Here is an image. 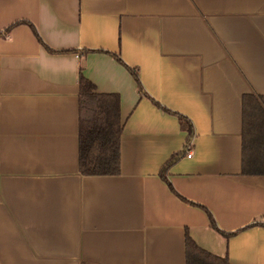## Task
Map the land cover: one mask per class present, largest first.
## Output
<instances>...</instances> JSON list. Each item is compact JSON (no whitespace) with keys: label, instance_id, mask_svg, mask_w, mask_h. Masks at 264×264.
I'll return each mask as SVG.
<instances>
[{"label":"crops","instance_id":"obj_1","mask_svg":"<svg viewBox=\"0 0 264 264\" xmlns=\"http://www.w3.org/2000/svg\"><path fill=\"white\" fill-rule=\"evenodd\" d=\"M80 69L120 96L118 173L79 171ZM246 93L264 95V0H0V264H185L186 234L264 264Z\"/></svg>","mask_w":264,"mask_h":264},{"label":"trees","instance_id":"obj_2","mask_svg":"<svg viewBox=\"0 0 264 264\" xmlns=\"http://www.w3.org/2000/svg\"><path fill=\"white\" fill-rule=\"evenodd\" d=\"M19 22V21H17ZM33 30L37 34L35 28ZM120 59V58H119ZM141 90L137 70L128 67ZM168 111V109L164 108ZM187 132L186 146L193 137L190 120L177 113ZM123 122L117 92H99L81 71L78 74V167L83 174H114L120 170V137ZM178 157L174 153L164 163V171ZM242 172L264 174V95L246 93L242 98ZM210 223L216 227L210 215ZM185 264H230L185 236Z\"/></svg>","mask_w":264,"mask_h":264},{"label":"built area","instance_id":"obj_3","mask_svg":"<svg viewBox=\"0 0 264 264\" xmlns=\"http://www.w3.org/2000/svg\"><path fill=\"white\" fill-rule=\"evenodd\" d=\"M187 155H188V156H190V152H189V153H187Z\"/></svg>","mask_w":264,"mask_h":264}]
</instances>
